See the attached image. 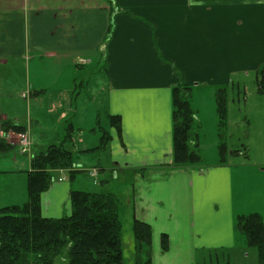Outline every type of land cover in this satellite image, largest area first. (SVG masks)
<instances>
[{
  "label": "crops",
  "instance_id": "0c3cea01",
  "mask_svg": "<svg viewBox=\"0 0 264 264\" xmlns=\"http://www.w3.org/2000/svg\"><path fill=\"white\" fill-rule=\"evenodd\" d=\"M27 50L32 57L40 54L49 68V60L60 64L50 70L49 84L29 83ZM92 65L101 82L94 98L84 97L76 83L82 69L91 73ZM262 65L264 0H0V74L20 80L30 105L31 90L62 98L60 109L51 106L34 119L47 126L49 114L56 112L52 134L37 131L34 139L32 119L29 128L13 124L29 129L32 155L63 144L76 164L73 179L66 178L68 171H54L64 179L42 194L43 216L71 214V190L90 191L83 177L100 187L108 175L123 174L117 195L130 207L132 224L138 219L151 225L153 264H198L199 256L210 253H226L230 264L232 254L249 249L239 244L245 238L237 217L260 212L264 221V214L254 199L243 200L239 165L220 157L173 165L172 90L187 85L192 93L212 86L216 101L217 90L236 73ZM110 115L121 117L120 130ZM105 132L111 139L103 147ZM15 138L0 123L1 155L13 159L12 167L0 169V179L9 182L0 183V208L27 201L22 190L32 156L18 157L26 154ZM92 167L99 168L98 181L88 173ZM18 190L21 196H5ZM163 233L169 236L168 251L161 247Z\"/></svg>",
  "mask_w": 264,
  "mask_h": 264
},
{
  "label": "trees",
  "instance_id": "16d2710c",
  "mask_svg": "<svg viewBox=\"0 0 264 264\" xmlns=\"http://www.w3.org/2000/svg\"><path fill=\"white\" fill-rule=\"evenodd\" d=\"M258 90L264 94V65L257 71ZM190 87L175 86L173 100V165L183 167L201 164L195 131V108ZM228 87L217 90L216 101L221 127L227 117ZM111 123L121 129V117L110 115ZM8 124V129L21 132L22 126ZM222 135V133H221ZM111 135L105 132L102 146ZM194 145V146H193ZM4 149V146H3ZM228 148L220 144V161L225 162ZM232 153L233 151L230 150ZM74 166L71 150L63 144H53L45 152L35 154L28 171V199L22 205L0 208V264H54L63 251H67L68 264H123L122 222L118 199L105 192L71 190L72 212L61 218L42 214V194L55 182L56 170H69L73 179ZM120 202V201H119ZM239 233L244 235L248 247H255L260 264H264V221L259 213L237 217ZM135 237V264H153L152 227L138 219L133 222ZM163 251L170 248L169 236H161Z\"/></svg>",
  "mask_w": 264,
  "mask_h": 264
},
{
  "label": "rangeland",
  "instance_id": "374dc122",
  "mask_svg": "<svg viewBox=\"0 0 264 264\" xmlns=\"http://www.w3.org/2000/svg\"><path fill=\"white\" fill-rule=\"evenodd\" d=\"M26 53L30 55L27 58L31 59V79L29 83L31 85H37L39 83L49 84L48 74L54 71L56 67L59 69L60 64L51 63L49 60V68L48 63L41 58L40 54L36 53L34 54L35 56L32 57L31 50H27ZM99 67L100 70L103 68L102 65ZM94 69H96L94 65L90 66L89 70L92 72L89 73L83 68L81 75L76 80L78 90L84 97L91 96L94 98L97 95L98 85L101 84L98 80V73ZM82 82L83 85H81ZM20 83V80L16 78L14 74H0V123L2 124L3 131H7L8 124H11L10 127H12L13 122H24L23 125L29 128L31 125L30 120L32 119L34 128L33 133L35 134L34 139L37 138V131L42 133L45 137L48 136V134H52L51 131L55 128L56 112L54 114H49L47 126L39 125L34 119L38 116H42V114H48L51 106L60 109L62 98L53 95L57 94V92L48 91L45 94L35 95V91L31 90L32 103L30 105L28 102L30 97L24 92L26 87L21 88V86H19ZM60 84H62V82H60L59 85ZM226 86L228 87V109L223 127H221L217 101H215V97L213 96L215 87L209 86L207 89L195 88L194 92L191 93V101L195 108V131L200 147L199 154L202 158L201 164L216 161L217 158L220 157V144L224 142L228 148V151H226L228 163L239 165L238 170L240 171V175L238 177L239 179L242 178L241 196L243 200L249 202L251 199H254V204H256L257 209L264 214V94L260 93L258 90L257 71L236 73L231 82ZM32 89H34L33 86ZM88 89L90 91L93 90L91 95L87 93ZM101 91L103 90L101 89ZM101 99L102 97L100 100ZM100 106L101 103L99 101V103H95L94 109H98ZM24 129L25 128L22 127V131H25ZM27 130L30 138V144L28 146L29 151L26 155H18V157L27 158L33 152L32 135L29 129ZM15 133L17 134V132H14V134ZM15 139L19 142L18 138ZM18 147L22 149L23 146L21 145ZM34 150H36V148H34ZM230 150L233 152L231 153ZM10 156V154L1 155L0 151V169L12 167L13 159ZM75 167L76 164L74 162L72 168ZM72 168H70L71 172H73ZM90 169L91 168H89L88 171ZM114 175L115 173L113 175H108L105 179L106 181L104 180L103 186L100 187L91 186L92 181L89 178L83 177L82 180L87 181L90 191L95 190L94 192L112 193L116 196L115 199L121 200L120 202L122 205H120L118 201V210L122 222L121 237L124 251L123 264H135V237L130 214L131 210L129 206L127 208L124 206L123 196L117 195L118 193H122L120 192L121 184L126 180V176L120 174L118 177H115ZM235 177L236 176H234V186H236ZM66 178H69V174L66 175ZM13 182H11L12 185ZM0 183L6 184L9 182L7 179L1 178ZM16 183L21 185L18 181H16ZM80 189L85 188L82 187ZM25 190H27V178ZM25 190H22V199H28V192L26 194ZM5 196H21V190L5 193ZM21 203L24 204L23 200H21L18 205H22ZM241 236L244 237L242 234ZM239 244H242V248L247 246L249 249L244 247L246 251L242 252L240 249L237 253L232 254L230 264H260L258 252L255 247H248L245 239L239 241ZM227 256L226 253L201 255L198 257V264H229ZM54 264H68L67 251H63L57 256L54 260Z\"/></svg>",
  "mask_w": 264,
  "mask_h": 264
},
{
  "label": "built area",
  "instance_id": "2783aa9c",
  "mask_svg": "<svg viewBox=\"0 0 264 264\" xmlns=\"http://www.w3.org/2000/svg\"><path fill=\"white\" fill-rule=\"evenodd\" d=\"M16 137L19 139L20 145H22L21 152L22 153H27L29 151V144H30V138H29V133L28 131L22 132V133H17ZM90 176H92L94 179H98L99 176V169L98 168H91L89 171ZM62 180V178H60Z\"/></svg>",
  "mask_w": 264,
  "mask_h": 264
}]
</instances>
